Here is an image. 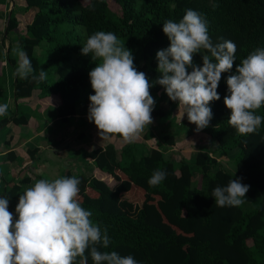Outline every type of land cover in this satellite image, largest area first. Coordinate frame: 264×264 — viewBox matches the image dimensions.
Segmentation results:
<instances>
[{"label":"trees","instance_id":"16d2710c","mask_svg":"<svg viewBox=\"0 0 264 264\" xmlns=\"http://www.w3.org/2000/svg\"><path fill=\"white\" fill-rule=\"evenodd\" d=\"M24 3V11H33L23 24L24 30H17L20 20L13 11L5 22V30L7 36L12 32L11 37H16L17 48L26 52L35 73L38 75L43 69L47 78L40 83L31 78L20 79L15 72L18 59L7 52H0V67L6 61L13 71L15 102L33 98L42 110L55 109L61 127H66L77 111L89 114V96L95 94L89 72L96 63L90 55H83L81 49L87 38L98 31L114 33L132 52L134 66L146 74L152 85L150 94L167 96L176 113L172 116L183 114V106L169 98L164 86L154 83L162 75L157 70L156 53L170 46L163 23L170 19L179 22L186 10L192 9L206 18L213 43L222 42L223 38L236 44L233 68L221 73L217 88L220 99L209 102L212 117L206 128L196 131L194 124L189 135L177 140L175 132L166 130L167 126L153 130L158 117L165 116L160 108L153 109L152 125L143 137L157 142L148 153L138 151L136 141L124 142L117 148L122 137L114 135L111 142L95 149L78 146L77 155L93 164L91 174L85 175L74 165L76 172L67 169L61 177L81 179L77 200L82 208L91 211L94 223L107 228L111 240L108 248H100L102 252L131 255L140 264H264V119L257 133L242 136L228 123L231 109L224 102L230 95L227 77L237 74V65L255 49L264 48V0H24ZM89 3L95 5V10ZM213 4L217 7L213 8ZM201 51L210 56L206 50ZM202 53L193 54L194 65L202 67ZM187 71L190 73L192 68L187 67ZM2 86L7 87V79L0 70V91ZM255 114L264 118V105ZM184 118L188 120L187 113ZM11 121L26 125L28 118L14 111L0 119V129ZM87 129L78 132L74 139L81 142ZM214 142L216 148L212 151L198 149L202 144ZM193 146L197 151L191 164L188 154ZM168 147L181 155L178 165L165 154ZM236 149L232 158L234 171H230L215 154L227 156ZM36 152L37 149L29 151L31 158ZM10 155L12 152H7L6 157ZM192 166L198 171L196 182ZM156 170L166 171L167 176L159 185L150 186L148 180ZM237 178L250 186L246 202L239 207H218L212 190ZM28 181L29 177L24 176L5 184L2 197H15L21 183ZM8 210L15 221L18 218L15 209L9 204ZM85 254L87 264H94L87 251Z\"/></svg>","mask_w":264,"mask_h":264},{"label":"clouds","instance_id":"9594fccd","mask_svg":"<svg viewBox=\"0 0 264 264\" xmlns=\"http://www.w3.org/2000/svg\"><path fill=\"white\" fill-rule=\"evenodd\" d=\"M88 6L95 10V5ZM207 25L206 18L192 9L186 10L179 22L167 20L163 32L170 46L156 53L157 70L162 75L154 83L164 86L169 98L183 106L196 131L209 125L212 111L208 105L220 99L217 88L221 73L231 70L236 60V44L223 38L213 43ZM14 51L18 56L15 72L20 79L46 80L47 73L41 69L37 75L25 51ZM81 52L96 63L89 72L95 94L89 96L88 119L94 121L104 139L119 135L125 143H134L152 123L155 101L149 79L136 69L132 52L114 33L98 31L89 36ZM194 53L203 54L202 67L193 64ZM187 67L192 68L190 73ZM236 71L227 77L230 95L224 102L231 109L228 123L247 136L257 133L264 119L255 114L264 105V48L250 53ZM8 108V103L0 104V117L8 115ZM166 176V171L156 170L148 183L157 186ZM240 179H230L226 186L212 190L218 207H239L246 202L250 186ZM80 184L76 176L38 180L19 197L15 221L8 210L9 197L0 198V264H76L77 258L79 264H87L86 251L94 264H140L131 255L100 251L108 248L111 240L107 228L94 223L91 211L78 202Z\"/></svg>","mask_w":264,"mask_h":264},{"label":"crops","instance_id":"0c3cea01","mask_svg":"<svg viewBox=\"0 0 264 264\" xmlns=\"http://www.w3.org/2000/svg\"><path fill=\"white\" fill-rule=\"evenodd\" d=\"M7 4L8 6L11 5L9 6L8 10H7ZM15 7L16 5L14 0L0 1V52L3 54L7 52L10 57H16V59H18L16 53L12 54L13 52H15L14 50L17 49L18 46L16 38L7 36L5 30V25H6L5 22L7 21V18L12 12V10H15ZM2 34H4L5 36L4 40L2 39ZM10 38H12L13 41H10ZM14 43L16 45L13 46ZM11 49L13 52L10 53ZM0 70L6 76L7 79L6 89L0 91V95H1L0 104H4V103L9 104L8 115L3 117H9L14 111L15 112L17 111L18 113L20 112L24 113L25 116L28 118V123L26 125L25 124L18 125L11 121L0 129V180L3 181L4 185L12 184L13 183L12 181H18L24 176L29 177L30 181L28 182L35 181L36 183L40 179L38 175L43 173L44 171L42 170V168H36V167L33 168V163H31V161L35 157H37L38 159L39 156L45 158V160H48L50 163L54 158L57 159V156H60L62 159H68V161L69 160L72 161V159H75L72 163H70V166L66 164L68 166V169H70L73 172H76V166H74V169L72 170L75 161H77V163H75L74 165H78L77 168H81L83 164L86 163L87 166L86 169L89 171L92 170L93 164L91 160L85 157H81V156L79 157L77 155L78 146L75 144L76 143L75 141L73 143H69V145L66 144V146L65 144H63L64 141L67 142L69 141L67 137L68 133L66 132H69V130L75 131L77 129H80L78 128V126H82L83 124H85V122H89L88 124L92 123V121L90 122L87 120L88 115L82 113L79 108L80 111H77L75 115L71 116L69 124L66 126L71 128L61 127L55 109L42 110L41 108H39L40 105L34 102V100L32 102H28V100H30L29 98L19 99L18 101L15 102V97L13 95V89L11 86V83L14 79V75L12 74L11 69L9 65L6 63V61L1 62ZM31 107H34V109H31ZM28 109H31L32 111L35 110L34 111L35 113L29 115ZM3 117H0V119H2ZM92 124H93L92 126H89L90 127L88 130L89 134L86 133L84 137L81 139V141L85 142L89 146H92L93 149H95L99 146H104L107 143H104L100 131H98L99 133L98 143L95 141V139H92L93 135L98 130L95 123ZM51 126L56 127V128H52L54 131L52 132L53 134L49 133L50 131H48L49 127ZM57 132L61 134V137L55 134ZM91 133L92 136L90 137V140L87 141L86 135H90ZM62 135H64V138ZM43 138L46 139V141L44 140L45 142L42 141ZM137 146L138 145H136V148ZM33 149H37L35 157L30 158V160H28L27 158H25L24 153L26 152L29 153V151H32ZM48 149L51 150V153L47 152ZM7 152H12L13 155H10V157H6ZM69 152H74L73 158L69 159L66 157ZM17 159L19 160L25 159V160L21 164L15 165L13 162ZM55 176H58V174H55ZM34 184L30 186L33 187ZM18 196H19V191L17 192L15 197L9 198V203H11L13 200L15 201V203L13 204L17 206L19 202V201L17 202ZM1 197H2V193L0 194V198ZM13 208L16 209V207Z\"/></svg>","mask_w":264,"mask_h":264},{"label":"rangeland","instance_id":"374dc122","mask_svg":"<svg viewBox=\"0 0 264 264\" xmlns=\"http://www.w3.org/2000/svg\"><path fill=\"white\" fill-rule=\"evenodd\" d=\"M15 4L21 5V6L17 7V8H15V10H12V11H13V14L15 16H17L18 19L20 20L19 21V25L17 27L18 28L17 30L22 31V29L24 30V28H23V24L24 23L23 22L28 21L32 17V15H33L32 12L33 11H29V10L24 11V8H23L24 5H25L24 0H15ZM9 6H11V5H9ZM9 6L7 4V10L9 9ZM11 33H9V37H11ZM8 40H9V38H8ZM10 41H13L12 38H10ZM14 45H16V44L14 43L13 46ZM12 49H11L10 53L13 52ZM15 53L16 52H13L12 54H15ZM10 69H11V67H10ZM11 72L13 74L12 69H11ZM12 84L13 83H11V86H12ZM2 88H3V90L6 89L3 86H2ZM151 95H152V97H153V99L155 101V105H154L153 109L156 110L157 108H160L163 111L164 115H165L164 117H158L157 123H153V124L156 125V126H154L153 130H155L156 128H162V127L167 126L168 128H166V130H172L173 132H175V134H176L175 137H176L177 140H182L187 135H189V132L192 130L194 124L191 123L189 120H185L184 114H180L179 116L178 115L177 116H172L173 114H176V113L173 110L174 106L168 102L167 96H163L162 97V96H159L158 94H155V93H153ZM0 97H1V95H0ZM32 101H33V98L28 100V102H32ZM31 109H34V107H31ZM31 109H28V114L29 115H32V114L35 113L34 112L35 110L32 111ZM172 117H174V118H172ZM88 123L89 122H85V124H83L82 126H78V128H80V129H77L75 131H73V130L70 131L69 130V132H66V133H68L67 137H68L69 141L68 142L64 141L63 144H65V146H66V144L69 145V143H73L75 141L76 142L75 144L77 146L81 145V146H83L86 149H92L93 147L89 146L85 142H82V141L78 142L77 140L74 139V136H76L77 133L80 132L82 129L85 130L86 128H88L86 132H87V134H89V131H88L89 128H90L89 126H92L93 124H91V123L88 124ZM87 124H88V127H87ZM177 124H179V125H177ZM147 127H145V129L141 133L140 137L136 140V142H137L136 144L138 145L137 146V150L142 152V153H148L150 151V147L153 146L155 142H157L154 139H150V140H145L144 139L143 136H144V134H145V132L147 130ZM52 128H56V127L55 126L49 127V129H48V131H50L49 133L54 132ZM64 128H71V127H64ZM156 130H158V129H156ZM98 131H100V130L98 129L97 132L93 135V138H92V139H95V141L97 143L99 141V138H98L99 137L98 136L99 133H98ZM153 133H155V132H153ZM55 134H57V136L61 137V134L59 132H57ZM48 135H51V134H48ZM62 136L64 138V135H62ZM91 136H92V133L90 135H86V137H87L86 140L89 141ZM1 137H2V134H1ZM44 140L46 141L45 138H43L42 141H44ZM103 140H104V143H109L113 139L109 137L108 139H104L103 138ZM123 143H124L123 139L119 140V142H117V148L120 147V145H122ZM94 146H97V145H94ZM215 148H216V143L215 142L213 143V145H211V143H208V144L206 143V144H202L200 147H198V149H207L208 151H212ZM196 149H197V147L193 146L189 154L187 152H185L186 154H188V156L191 155V164L193 163L194 153H195V151H197ZM47 152L51 153V150L48 149ZM236 153H237V149L231 151L227 156H221L220 157V155H217V154H215V155H216V157L219 158L222 166L226 167L230 171H234L233 170L234 169V167H233L234 162L232 161V158L235 156ZM24 154H25V158L30 160V158H31L30 154L27 153V152L24 153ZM165 154L168 155L175 162L176 165H178L179 162H181V155H179L176 152L175 148L168 147L165 150ZM73 156H74V152H69L66 157L70 159V158H73ZM81 157H83V155H81ZM36 159H37V157H35L31 161V163H33V168H35V167L36 168H42V170L44 171L43 173L39 174L38 177H40V179H48V180L50 179V181L54 180L56 178H60L62 176V174H64V172L68 169L67 165L70 166V162H71V160L68 161V159H62L60 156H57L58 160L56 158H54L51 163L48 160H45V158H42L41 156L38 157L37 161H36ZM24 160L25 159H20V160L17 159L13 163L15 165H18V164H21ZM52 167H53V170H52ZM86 167H87L86 163H84L83 166L81 168H79V169H81V171L85 175L91 174L92 171L91 170L90 171L87 170ZM73 169H74V164H73L72 170ZM192 169H193L194 174H195L194 182H196V180L198 178V171H197V169L194 166H192ZM55 174H58V176H55ZM34 183H35V181L21 183L22 187L19 190V196H18L17 202L19 201V197L24 193V191L26 189L30 188L31 187L30 185H33ZM3 185H4L3 181L0 180V187H1L0 188V190H1L0 194L2 193ZM11 203H9V204L12 207H16L15 204H13V203H15V201L12 200Z\"/></svg>","mask_w":264,"mask_h":264},{"label":"water","instance_id":"95a60500","mask_svg":"<svg viewBox=\"0 0 264 264\" xmlns=\"http://www.w3.org/2000/svg\"><path fill=\"white\" fill-rule=\"evenodd\" d=\"M10 15L8 16V19H9Z\"/></svg>","mask_w":264,"mask_h":264}]
</instances>
